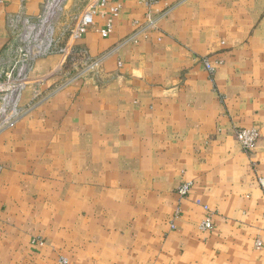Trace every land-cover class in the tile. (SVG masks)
Listing matches in <instances>:
<instances>
[{
	"label": "crops",
	"instance_id": "1",
	"mask_svg": "<svg viewBox=\"0 0 264 264\" xmlns=\"http://www.w3.org/2000/svg\"><path fill=\"white\" fill-rule=\"evenodd\" d=\"M47 1L0 0V73ZM95 1H63L60 47ZM94 22L76 44L99 72L56 90L65 57L37 59L0 134V264H264V0H109Z\"/></svg>",
	"mask_w": 264,
	"mask_h": 264
},
{
	"label": "built area",
	"instance_id": "2",
	"mask_svg": "<svg viewBox=\"0 0 264 264\" xmlns=\"http://www.w3.org/2000/svg\"><path fill=\"white\" fill-rule=\"evenodd\" d=\"M109 0H96L85 10L78 18L74 27L69 30L66 45L60 47L54 39V27L52 21L56 13L62 9V0H48L44 6L42 14L35 20H17L11 23V30L14 34L16 47L14 48L13 61L2 73H0V134L8 129L16 126L17 121L23 114L27 112L19 108V95L29 83V73L33 62L37 59L48 57L53 54H61L65 57L64 66L62 68L63 81L57 86L56 90H62L71 85L76 80L92 77L96 75L101 68V59L89 58L86 51L81 49L76 43L81 39L89 28L95 26L94 17L104 7ZM146 4H151L154 0H143ZM119 9L115 8L113 13L118 14ZM35 33L36 39L43 41L46 38V31L49 39L47 42H41L34 45L30 43L32 32ZM104 37H108L112 33V21L110 20L105 28L99 30ZM44 34V35H43ZM210 71L213 68L206 64ZM39 95H36L38 97ZM237 141L245 152H252L260 141V134L256 129H238L235 132ZM260 184L264 186V181L260 180ZM191 184L185 183L179 188V194L187 197L190 193ZM206 217L201 223L203 231L212 230L214 225L212 221V212L205 207ZM260 247L261 243L258 242ZM63 264H68L66 259H62Z\"/></svg>",
	"mask_w": 264,
	"mask_h": 264
},
{
	"label": "rangeland",
	"instance_id": "3",
	"mask_svg": "<svg viewBox=\"0 0 264 264\" xmlns=\"http://www.w3.org/2000/svg\"><path fill=\"white\" fill-rule=\"evenodd\" d=\"M63 1L64 0H62V3H63ZM62 7V6H61ZM77 8H80V11H81V9H82V7H81V4L80 3H78V5H77ZM84 9V8H83ZM82 9V11H81V13H80V15L79 16H77V14L78 13H76V9L74 10V11H72L71 13H70V15H69V25L71 26L70 27V29L69 30H71L73 27H74V25H75V23L77 22V20H78V18L81 16V14H82V12L84 11ZM61 13V10L58 12V14H60ZM56 16H57V13H56ZM56 16H55V18H56ZM54 18V19H55ZM52 25H53V21H52ZM69 30H68V32H67V36H68V33H69ZM38 32V30H36V31H34V32H32V36L30 37V43L32 44V45H34L35 44V42H37L36 44H40L41 42H47V40L49 39V35H48V32L46 31V33H45V35H46V38H44L43 39V41H41L40 39V41L39 40H37L36 39V36H35V33H37ZM44 35V34H43ZM35 41V42H34Z\"/></svg>",
	"mask_w": 264,
	"mask_h": 264
}]
</instances>
